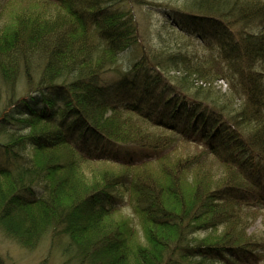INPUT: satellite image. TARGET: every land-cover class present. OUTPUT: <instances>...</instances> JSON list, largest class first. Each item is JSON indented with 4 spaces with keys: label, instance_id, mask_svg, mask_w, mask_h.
I'll list each match as a JSON object with an SVG mask.
<instances>
[{
    "label": "trees",
    "instance_id": "16d2710c",
    "mask_svg": "<svg viewBox=\"0 0 264 264\" xmlns=\"http://www.w3.org/2000/svg\"><path fill=\"white\" fill-rule=\"evenodd\" d=\"M133 1L0 0V229L65 264H264V0H135L193 52Z\"/></svg>",
    "mask_w": 264,
    "mask_h": 264
},
{
    "label": "rangeland",
    "instance_id": "374dc122",
    "mask_svg": "<svg viewBox=\"0 0 264 264\" xmlns=\"http://www.w3.org/2000/svg\"><path fill=\"white\" fill-rule=\"evenodd\" d=\"M133 5L137 10L138 20L140 23L141 30L143 32L144 41L154 45L155 43L161 41L160 34L163 33L162 36H165L163 42L166 45L169 44L173 47H177V44H179L178 48L181 47L188 51H192L195 49L194 45L191 44L190 40L184 43L181 40V38L178 37L179 34L178 31L177 32L174 31L175 32L174 33L170 29L169 24L165 23V21L163 20V13L161 12L160 9H156V10L150 9L148 7V4L146 3L137 4L135 0L133 1ZM189 48H191V50H189ZM133 55L130 52L127 54H123L118 64L114 66L111 69V71L106 72L104 76L106 78L114 77L117 75L118 70L120 71L125 70L128 64L130 63V61H132L133 58L136 57L135 55L134 56ZM173 75L178 76L179 73H175ZM194 81L197 84L198 81H196V79ZM213 86H214L213 87L214 91L220 93H227L228 91V86L223 80L216 82ZM2 87H3L2 92H0V112L6 106L5 104L7 101V93L5 90L6 88L4 86ZM232 103L233 105L238 107L240 101L234 100L232 101ZM100 168L102 167H99V169ZM90 170L91 169L88 168L84 170L85 176L89 181L91 179L97 178L99 176V173L102 171V170H95L96 172H94L93 169V171L91 172ZM81 171L82 170H80L79 172ZM89 173H91V175ZM120 216L121 215L113 216V219H111L112 222L117 221ZM263 229H264L263 221L261 220V218H258L255 224L251 227L250 231L262 232ZM48 237L49 236L47 237L45 236L42 239L41 241L42 243L38 248L36 247L34 249H27L24 248L15 239H11L8 236H5L2 230L0 229V255L4 258L7 264H12V263L13 264H65L64 262L65 259L59 254V251L57 249H55L54 251L56 253H53V256L49 257L50 241ZM140 239L143 240V235L141 234H140Z\"/></svg>",
    "mask_w": 264,
    "mask_h": 264
},
{
    "label": "bare ground",
    "instance_id": "6f19581e",
    "mask_svg": "<svg viewBox=\"0 0 264 264\" xmlns=\"http://www.w3.org/2000/svg\"><path fill=\"white\" fill-rule=\"evenodd\" d=\"M133 55V54H132ZM134 56V55H133ZM121 58V57H120ZM135 60H137L136 59V57L135 58H133V60L132 61H130V63L128 64V66H127V68H126V71H128L129 70V68L131 67V65H132V63L135 61ZM119 61H120V59H119Z\"/></svg>",
    "mask_w": 264,
    "mask_h": 264
}]
</instances>
